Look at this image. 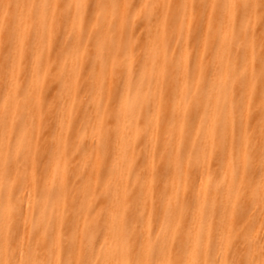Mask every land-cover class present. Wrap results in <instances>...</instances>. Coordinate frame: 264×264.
Segmentation results:
<instances>
[{
    "label": "bare ground",
    "instance_id": "1",
    "mask_svg": "<svg viewBox=\"0 0 264 264\" xmlns=\"http://www.w3.org/2000/svg\"><path fill=\"white\" fill-rule=\"evenodd\" d=\"M71 2L37 24L0 0V260L175 261L183 242L184 259L259 262L244 247L264 218L259 12L236 0L222 25L220 0Z\"/></svg>",
    "mask_w": 264,
    "mask_h": 264
},
{
    "label": "snow or ice",
    "instance_id": "2",
    "mask_svg": "<svg viewBox=\"0 0 264 264\" xmlns=\"http://www.w3.org/2000/svg\"><path fill=\"white\" fill-rule=\"evenodd\" d=\"M110 4L108 3V0H105L104 3L100 5L101 8H107ZM17 7H24V8H32L35 10V15L39 18L37 19L36 23L38 24L40 20H46L47 19V13L52 12L53 15L55 14V11L59 8L64 7L63 5H59L55 3V0H24L23 4L18 3ZM86 7V5L83 3V0H73V2L69 3L67 5L68 10H71L73 8L76 9H83ZM125 8L128 7L127 4L124 5ZM213 8H216L219 10L221 22L222 25H226L227 22L231 20V15L236 11V9L239 7L236 0H220V3L213 4ZM242 7L245 14L246 20H251L253 17L256 16L257 12L260 14V19L262 22H264V0H243ZM3 24H0V30L3 29ZM94 27L97 30L98 40L100 41V44L103 45L105 43V32L103 27L100 25L99 21H97V24L94 25ZM24 39L22 35L17 32L15 34V50L16 52L23 57L24 54ZM98 51H102V48ZM261 77L264 79V69L261 70ZM15 87V84L10 85V92L12 88ZM26 103L29 100V97L25 96ZM6 122V121H5ZM183 129V125H181V130ZM260 131L261 135L264 136V120L261 121L260 125ZM6 173L10 176V168L7 164L3 166ZM14 182V181H13ZM45 192H47V188H45ZM261 199L264 201V179H262V192H261ZM40 232L37 230L36 232V239L35 244L36 248L39 249L41 247V240H40ZM245 249H247L248 245L250 244H257L259 248V252L261 255V260L259 262L256 261H247V264H264V218L261 220V232L259 234V238L257 241L256 235H249L245 238ZM199 243V241H197ZM227 245L230 247L232 245V239L229 235L227 239ZM5 253L7 254L10 252V248L8 247V242L5 241ZM121 252L123 255H127V248H126V242H122L121 246ZM185 254V246L183 242L180 244L177 250V256L178 258L175 261H162L158 258H156L154 252L149 247L145 251V259L135 262H129L127 259L120 260V261H111V260H105L103 261V264H216L215 261H201L198 259H184L183 256ZM0 264H54L53 261L43 260H25V261H17L11 258L9 255L7 259L0 260ZM83 264H99V262H83ZM227 264H236L235 261H228ZM239 264H245L244 261H240Z\"/></svg>",
    "mask_w": 264,
    "mask_h": 264
},
{
    "label": "rangeland",
    "instance_id": "3",
    "mask_svg": "<svg viewBox=\"0 0 264 264\" xmlns=\"http://www.w3.org/2000/svg\"><path fill=\"white\" fill-rule=\"evenodd\" d=\"M235 221L238 222V217H236V220H235ZM255 221L258 222V220H256V219H255ZM255 221H254V223H255ZM258 225H259V224H258ZM252 227H253V226H252ZM252 227H250V228H252Z\"/></svg>",
    "mask_w": 264,
    "mask_h": 264
}]
</instances>
